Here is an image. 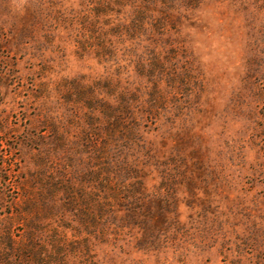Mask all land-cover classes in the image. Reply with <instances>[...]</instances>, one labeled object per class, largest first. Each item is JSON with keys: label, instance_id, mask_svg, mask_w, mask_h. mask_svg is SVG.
I'll list each match as a JSON object with an SVG mask.
<instances>
[{"label": "rangeland", "instance_id": "obj_1", "mask_svg": "<svg viewBox=\"0 0 264 264\" xmlns=\"http://www.w3.org/2000/svg\"><path fill=\"white\" fill-rule=\"evenodd\" d=\"M0 264H264V0H0Z\"/></svg>", "mask_w": 264, "mask_h": 264}]
</instances>
